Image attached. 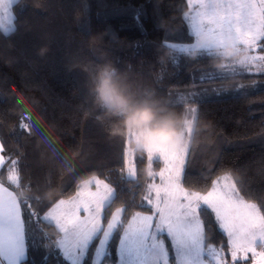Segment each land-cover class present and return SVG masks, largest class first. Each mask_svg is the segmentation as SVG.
Here are the masks:
<instances>
[{"label":"trees","instance_id":"trees-1","mask_svg":"<svg viewBox=\"0 0 264 264\" xmlns=\"http://www.w3.org/2000/svg\"><path fill=\"white\" fill-rule=\"evenodd\" d=\"M178 8L188 11L181 0H16L13 29L8 33L0 29V144L5 168L0 179L7 181L9 172L16 170V198L46 212L58 200L74 196L86 179L109 175L118 196L107 208L105 224L123 202L129 206L108 245L111 255L101 264H114L119 234L132 215L148 212L134 207L133 199L146 195L150 173L158 172L162 164L149 160L146 150L130 141L135 156L143 157L136 161L135 176L131 180L116 171L120 162L114 160L106 141L123 144L128 126L122 123L123 116L105 115L94 102L95 77L105 64L116 69L131 101L150 105L157 119L189 113L198 122L188 144L193 149V166L184 178V188L205 190L213 178L207 169L216 158L218 172L232 169L242 186L248 184L256 194L264 192V88L167 101L169 90H188L223 79L216 74L215 79L197 81L200 72L216 68L215 48L178 52L162 45L163 29L172 41L186 40ZM135 9L146 14L142 17L146 32L136 27ZM206 51L211 54L202 55ZM182 127L186 129L187 123ZM204 224L207 242L219 244L223 237L215 232L209 214L204 215ZM37 230L42 234L39 243H45L55 264L52 254H59L60 232L47 222L37 225ZM98 239L99 234L84 264H91ZM31 254L35 257V252ZM19 264H28L27 255Z\"/></svg>","mask_w":264,"mask_h":264},{"label":"snow or ice","instance_id":"snow-or-ice-1","mask_svg":"<svg viewBox=\"0 0 264 264\" xmlns=\"http://www.w3.org/2000/svg\"><path fill=\"white\" fill-rule=\"evenodd\" d=\"M181 3L188 7V11L177 9L181 12L178 18L186 28V40L172 41L167 29H163V46L178 52L210 50L223 47L228 36L233 44L239 43L248 51L247 64L237 74L264 76V0H181ZM145 15L142 9L134 10L136 27L142 32H146L142 19ZM201 33L207 36V42L194 43L193 36ZM210 54L206 51L202 55ZM200 79L203 81L204 77ZM196 95L191 93V99ZM118 103L124 105L123 111L131 112L128 127L140 144L151 113L141 111L131 100L118 99ZM194 111L198 112V107ZM161 156L164 167L150 173L152 183L147 186L146 195L139 201L133 199L134 207L147 208L148 212L135 213L123 225L114 264H264V192L253 193L248 184L242 186L228 171L218 172L216 158L207 169L213 178L205 190L189 192L183 184L193 166L192 147L181 146L177 141L170 150H161ZM142 158L136 157L133 149L123 142L118 157L120 167L116 171L132 180L136 161ZM148 158L160 160V156L151 153ZM14 163L20 165L19 160ZM4 170L0 165V174ZM17 180L16 170L9 172L7 181L0 179V264H19L25 255L28 264H36L31 253L39 249L42 234L37 225L45 222L60 232L56 242L59 254H52L55 264H84L96 237L105 229L107 208L118 196L110 176L93 175L78 187L76 197L67 202L57 201L46 212L12 195ZM92 184L95 191L90 187ZM66 203L72 206L60 207ZM128 206L127 201L123 202L120 216L114 212L108 219L92 264H101L105 256L111 255L108 245L117 227L122 225ZM205 214L211 216L215 232L223 237L219 244L207 242ZM43 238H47L46 233ZM40 264H53V261L43 254Z\"/></svg>","mask_w":264,"mask_h":264},{"label":"rangeland","instance_id":"rangeland-1","mask_svg":"<svg viewBox=\"0 0 264 264\" xmlns=\"http://www.w3.org/2000/svg\"><path fill=\"white\" fill-rule=\"evenodd\" d=\"M15 1L16 0H0V29L4 33L10 32L14 27L12 5ZM198 35H202L204 37L203 42H200L199 44H204L207 42V36L205 34L201 33ZM198 35H194V40H193L194 43H198L195 40V37ZM229 39L231 41V38L226 36L224 46L229 41ZM233 45L237 46L238 49L239 48H245V46L240 45L239 43H236ZM214 48H217V47H214ZM220 48H222V47H220ZM197 49H200V48H197ZM190 50H195V49H189L188 51H190ZM247 56H248V54H247ZM247 56L245 57V59L242 63H240V64L233 63V65H231V67H228V69L224 68V69H227L224 72L222 71V69L215 68L214 71H212V72H210V71H206V72H202V73L200 72L201 74L199 73V76H197V81H198V80H201L200 77H204V79H215L214 76L217 74L220 78H223L218 83L200 84V85H196V86H194L188 90H171V94L169 93L167 101H169V102L190 101V100H192L191 99V93H193V92L197 93V95L194 99H202V98L213 97V96H217V95H226L228 93H233V94L251 93L255 90L263 89L264 88V76H251L252 78H249V79H232V80H230V78H233L234 76H236V77L245 76V75H238L237 73L242 71L244 69L245 65L247 64ZM239 68H241V69L239 70ZM246 76H250V75H246ZM226 78H228V79H226ZM240 85H243V87L242 88L238 87ZM180 97H183L184 99L181 100ZM86 100H87L88 104L90 105V107L92 108V101H91V98L89 95H86ZM92 110L95 111V109H92ZM191 134H192V126L187 125L185 132H184V135L188 139L189 142L191 139ZM130 141H133L137 147L144 148L146 150L147 156H149V153H151L152 156H160V160L162 161L160 169L164 167L163 158L161 156V150H165V151L170 150L173 147V144L175 143V142L163 143V142H160L159 140H157L156 138L145 136L142 138L141 143L137 144L135 137L132 135V132L129 130V127H128L127 139L125 142L128 144L129 147H131L129 144ZM106 143H109L108 148L110 150H112V155L114 156L113 157L114 160L116 159L119 161L118 157H119V154H120V151L122 148V142L120 140H107ZM0 148H1V145H0ZM132 149L134 152L135 149L134 148H132ZM0 163H1L0 165H2L4 163V157L2 156V154L0 155ZM74 174H75L74 172L71 174L70 179L68 181L71 180V178L74 176ZM134 176H135V171L133 173V177ZM157 182H159L158 178H157ZM81 185H82V183H81ZM65 186H66V184H64V187ZM90 187L92 188L93 191H95V184L90 185ZM76 194H77V192L75 193L74 196H72L70 198L76 197ZM58 201H66L67 202V201H69V198L60 199ZM71 206H72L71 203H66L64 205H61L60 207L61 208H70ZM119 209L120 208L114 210L117 217L120 216ZM133 216H134V214L132 215V217ZM137 219H139V218H137ZM128 223H129V221H128ZM107 224H108V222L105 224V229H103L99 233V239L97 241L96 247L99 245L100 239L103 238L104 231L107 230ZM59 238H60V236H59ZM44 244L45 243L41 241L39 243V249L35 251L36 263L40 262V257L43 254L48 253V250L46 249V247H44ZM25 257H26V255L21 257V258H25ZM95 258L96 257H95V251H94L93 257L91 260V264H92V261L95 260ZM249 264H250V262H249Z\"/></svg>","mask_w":264,"mask_h":264},{"label":"clouds","instance_id":"clouds-1","mask_svg":"<svg viewBox=\"0 0 264 264\" xmlns=\"http://www.w3.org/2000/svg\"><path fill=\"white\" fill-rule=\"evenodd\" d=\"M195 40L200 43L203 42L204 37L198 35ZM215 56L213 58V65L217 69H223L229 62L240 64L244 61L248 54L247 48H237L229 41L224 47H217L214 49ZM92 91L94 93V102L100 106L105 115L108 116H123L122 123L128 126L129 116L131 112L123 111L124 105L118 103V99L128 102L130 99L129 95L125 93L123 86L118 81V74L110 64L102 66L96 77ZM141 111L151 113V118L148 121V129L145 133L146 137H153L163 143H171L179 141L181 146L188 145L189 141L185 137V129L182 127L185 123L194 128H198V122L190 118L189 113L183 115H177L175 113H169L163 117L156 118L155 112L150 105L147 103H135ZM119 130L118 128L116 129ZM139 131V130H138ZM231 175L234 176L232 169H226ZM20 195H24L21 192ZM51 198L50 193L48 194Z\"/></svg>","mask_w":264,"mask_h":264},{"label":"crops","instance_id":"crops-1","mask_svg":"<svg viewBox=\"0 0 264 264\" xmlns=\"http://www.w3.org/2000/svg\"><path fill=\"white\" fill-rule=\"evenodd\" d=\"M0 145H1V144H0ZM1 151H2V147L0 148V153L2 154V152H1ZM1 154H0V155H1ZM2 156H3V155H2ZM0 164H1V163H0ZM12 195H13V196L16 198V196L14 195V193H13V192H12ZM16 199H17V198H16ZM23 259H25V258H21V259H20V261H22ZM20 261H19V263H20Z\"/></svg>","mask_w":264,"mask_h":264}]
</instances>
